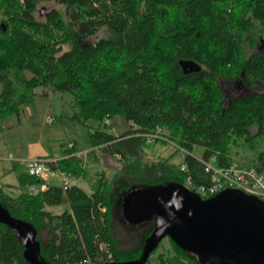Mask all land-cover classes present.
<instances>
[{"label":"trees","instance_id":"16d2710c","mask_svg":"<svg viewBox=\"0 0 264 264\" xmlns=\"http://www.w3.org/2000/svg\"><path fill=\"white\" fill-rule=\"evenodd\" d=\"M47 1L60 6L42 12L39 6ZM261 31L264 0H0V120L32 101L39 86L43 94L48 87L69 92L72 117L86 126L93 146L86 156L68 149L69 155L56 161L63 173L87 180L91 192L77 184L17 195L0 187L2 206L36 229L47 264L140 258L157 223L155 218L141 222L143 228L131 223L124 215L125 194L184 183L189 173L196 183H207L203 161L214 158L215 165L230 166L241 143L251 146L264 135ZM181 58L194 59L202 68L185 74ZM222 81L241 90L228 96ZM114 115L133 125L115 134L88 123L106 124ZM157 127L168 130L163 140L186 150L188 171L168 158L144 159L145 135ZM102 145L120 154L123 166L111 180L97 170L92 181L87 175L101 164ZM197 146L203 161L193 153ZM259 157L255 166L263 172L264 152ZM18 175L25 185L43 183L27 171ZM66 200L69 208L61 213L46 208ZM120 221L137 225L135 235L119 239L115 227ZM165 237L173 252L158 254L161 264H205ZM0 264H32L15 230L1 221ZM144 264H152L150 257Z\"/></svg>","mask_w":264,"mask_h":264},{"label":"water","instance_id":"95a60500","mask_svg":"<svg viewBox=\"0 0 264 264\" xmlns=\"http://www.w3.org/2000/svg\"><path fill=\"white\" fill-rule=\"evenodd\" d=\"M179 64L185 74L202 68L190 58ZM122 204L131 223L155 218L156 228L140 258L96 264H144L165 235L205 264H264V200L259 196L226 188L205 199L183 183L169 182L134 188ZM0 221L15 230L32 264H47L33 225L12 217L1 203Z\"/></svg>","mask_w":264,"mask_h":264},{"label":"rangeland","instance_id":"374dc122","mask_svg":"<svg viewBox=\"0 0 264 264\" xmlns=\"http://www.w3.org/2000/svg\"><path fill=\"white\" fill-rule=\"evenodd\" d=\"M53 6L59 7L60 4L54 1H47L40 4L39 7L45 11V9ZM260 33H262V40H264V31ZM256 48L262 47L258 45ZM29 75L31 74L29 73ZM222 85L227 90L228 96L236 94V88H231L232 84L230 85L229 83L228 85L227 82L222 81ZM44 89L42 86L37 87L36 96L32 101L23 103L17 113H13L0 120V187L14 195L29 189L30 186L35 187L31 191H34L36 188L38 189L39 186L25 185L19 180V172L26 171L27 167L25 163L18 160H11L10 154H13L15 157H28L33 151H39V153L50 158L45 164L46 175L43 174L40 176L43 180L42 185L44 184L45 187H48L50 185L63 184L64 175L54 163H56L57 157L64 155L69 142H75L77 150L79 151H84L92 147V141L86 126L74 120L72 117L71 100L73 102V97L71 93L61 92L48 87L46 88L47 94H43ZM47 115H52L54 118L53 121H48ZM105 122L107 125L103 122L99 123L94 119L88 120L92 128L101 125V128H105L115 134H120L133 125L131 121H128L121 115H114L106 119ZM165 132L168 133V130L165 129ZM105 146L103 147L102 145L101 154L106 153L105 155H108V160L106 165L103 162V165L102 163L100 165L94 164L95 168H90L87 178H91L92 181L98 178L94 174L97 170L103 171L105 178L111 180L115 171L123 166L122 159L115 157L116 154L111 155ZM143 150L145 152V160L149 158H168L176 164H180L186 154L185 150L176 143L170 140H163L162 138L154 139L143 144ZM88 151L77 152L76 154L86 156ZM202 152L203 149L199 146L193 151L197 156L201 155ZM261 152H264V135L259 137L257 142L251 146L241 143L236 156V162L239 164L241 162L246 165H258L260 162L259 154ZM99 167L100 169H98ZM120 219L122 220L121 215ZM143 225L145 223H140L138 226H135L137 228H143ZM135 226L125 224L122 221L120 223L118 222L115 227L118 231L117 237L123 239L127 233L135 235ZM44 237L46 239L49 238L47 235ZM172 252L169 238L164 237L161 246L158 247L155 253L150 255L152 264H161L158 259V254L167 255Z\"/></svg>","mask_w":264,"mask_h":264},{"label":"built area","instance_id":"2783aa9c","mask_svg":"<svg viewBox=\"0 0 264 264\" xmlns=\"http://www.w3.org/2000/svg\"><path fill=\"white\" fill-rule=\"evenodd\" d=\"M53 119L54 118L52 115L47 116L48 121H53ZM166 134L167 133L165 132V128L158 127L156 131L147 134L146 139L147 142H150L154 139L156 140L158 138L166 139ZM67 147L69 149H72L74 147V143L69 142L67 144ZM71 154L75 153L72 152ZM115 157H117L118 159L121 158L120 154H116ZM198 158L203 161L200 156H198ZM10 159L25 163L27 167L26 171L32 175L37 176H42L44 174L45 164L50 160V158L45 156H30L25 158H18L13 154H10ZM214 160V158H211L208 161H203L205 171L209 173V182L196 183L192 175L189 173L186 176L183 185L187 189L194 191L201 196H213L226 188H238L248 194L259 196L264 200V174L262 171H259L256 166H242L237 162H233L230 166L223 167L215 165ZM179 166L182 171H188L186 162L182 161ZM71 183L72 178L68 174H64L62 186L66 188L67 186H70ZM101 208L103 210L105 209L104 206H101ZM85 263L89 262L84 259L81 264Z\"/></svg>","mask_w":264,"mask_h":264},{"label":"crops","instance_id":"0c3cea01","mask_svg":"<svg viewBox=\"0 0 264 264\" xmlns=\"http://www.w3.org/2000/svg\"><path fill=\"white\" fill-rule=\"evenodd\" d=\"M71 106H72V111L74 112L75 111V108H74V106H73V102H72V100H71ZM72 115H73V113H72ZM48 116V115H47ZM132 123V122H131ZM96 127H99L98 125L96 126ZM71 142H73V141H71ZM74 143V147L71 149V150H73V152H84V151H88V150H90L91 148H88V149H86V150H84V151H79V150H77V147H76V143L75 142H73ZM105 145H103V147H104ZM102 147V146H101ZM100 147V152L102 153V148ZM106 147V146H105ZM68 147H66V151H65V153H64V155L63 156H61V157H57V159H60V158H62V157H65V156H68L69 154H68ZM108 151V150H107ZM109 152V151H108ZM71 154V153H70ZM106 154V153H105ZM105 154H100V159H101V163H102V165H103V162H104V164L106 165V162H107V160H108V158H107V156L108 155H105ZM112 155V154H111ZM30 156H45V155H43L42 153H39V151H33L32 152V154L30 155ZM30 156H28V157H30ZM46 157V156H45ZM18 158H25V157H21V156H19ZM55 165H57L56 163H54ZM61 173L64 175V174H66V173H63L62 171H61ZM44 175H46V173H45V171H44ZM73 180H72V183L71 184H77V185H79V186H81V187H83L84 189H86L88 192H91V188H90V186H89V182L87 181V180H85V179H79V178H74V177H72L70 174H68ZM62 186V185H61ZM35 187L34 186H30L29 187V189H26V190H29V191H31V189H34ZM45 188H47V187H45V185L43 184V185H41V186H39L38 187V189L36 188L34 191H32V192H37V191H39V190H43V189H45ZM46 208L48 209V210H50L51 212H53V213H61L65 208H69V202H68V200H66L63 204H59V205H47L46 206ZM103 210V209H102Z\"/></svg>","mask_w":264,"mask_h":264},{"label":"flooded vegetation","instance_id":"af4514ba","mask_svg":"<svg viewBox=\"0 0 264 264\" xmlns=\"http://www.w3.org/2000/svg\"><path fill=\"white\" fill-rule=\"evenodd\" d=\"M231 88H236L237 92L241 90V86L237 84H234V86H232Z\"/></svg>","mask_w":264,"mask_h":264},{"label":"bare ground","instance_id":"6f19581e","mask_svg":"<svg viewBox=\"0 0 264 264\" xmlns=\"http://www.w3.org/2000/svg\"><path fill=\"white\" fill-rule=\"evenodd\" d=\"M42 10L44 11V9L42 8ZM161 128H164V127H161ZM156 129H158V127L156 128ZM156 131V130H155ZM154 132V131H153ZM150 133H152V132H150ZM147 134H149V133H147ZM147 134L145 135V137L147 136Z\"/></svg>","mask_w":264,"mask_h":264}]
</instances>
